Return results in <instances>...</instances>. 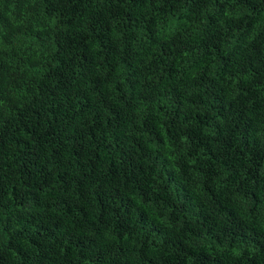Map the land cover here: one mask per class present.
<instances>
[{
    "label": "trees",
    "instance_id": "trees-1",
    "mask_svg": "<svg viewBox=\"0 0 264 264\" xmlns=\"http://www.w3.org/2000/svg\"><path fill=\"white\" fill-rule=\"evenodd\" d=\"M0 264H264V0H0Z\"/></svg>",
    "mask_w": 264,
    "mask_h": 264
}]
</instances>
